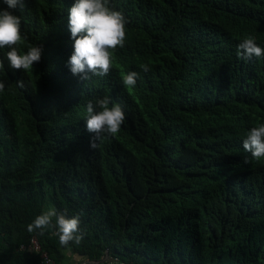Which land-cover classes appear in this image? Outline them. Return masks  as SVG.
Here are the masks:
<instances>
[{
    "label": "trees",
    "instance_id": "trees-1",
    "mask_svg": "<svg viewBox=\"0 0 264 264\" xmlns=\"http://www.w3.org/2000/svg\"><path fill=\"white\" fill-rule=\"evenodd\" d=\"M74 3L15 10L20 50L42 48L32 69L0 49V264H45L21 251L33 238L54 264H264V157L243 149L264 123V54H237L248 36L264 49V0H109L128 21L124 47L89 79L67 66ZM103 96L125 121L92 149L86 105ZM49 207L80 216L70 252L55 229L27 231Z\"/></svg>",
    "mask_w": 264,
    "mask_h": 264
},
{
    "label": "clouds",
    "instance_id": "clouds-1",
    "mask_svg": "<svg viewBox=\"0 0 264 264\" xmlns=\"http://www.w3.org/2000/svg\"><path fill=\"white\" fill-rule=\"evenodd\" d=\"M6 5V7H3ZM17 7L23 9V0H2L0 5V49L7 47L5 59L8 66L14 70L32 69L34 63L41 60L42 48L33 45L26 52L20 50L28 37L22 33V20L15 14ZM68 30L71 33L73 52L68 60L67 66L73 75L83 74V79L92 76L108 75L115 49L123 48L126 38V25L128 23L124 14L110 6L109 0H75L73 6L68 9ZM238 55L245 58L253 56L260 57L264 49L259 47L255 38L248 36L238 45ZM0 69H4V60L0 59ZM141 69L147 73L150 71L148 65H141ZM138 79V73L130 71L123 75L122 82L126 87H134ZM6 87L11 90L10 85L0 80V92ZM16 87L23 88V82H17ZM111 105V106H110ZM86 129L93 133L91 148L98 147V141L105 136H114L120 131L125 121V114L121 105L113 103L108 96L89 100L86 105ZM243 149L250 153L253 158L259 160L264 157V123L252 127L243 140ZM247 158L245 163H247ZM55 220V223H53ZM55 229V235L59 237L61 246L69 252L70 242L80 244L83 234L80 232V216L67 217L49 207L38 215L34 221L27 226V231L32 233L44 229ZM105 264H118L116 260L109 258Z\"/></svg>",
    "mask_w": 264,
    "mask_h": 264
},
{
    "label": "built area",
    "instance_id": "built-area-1",
    "mask_svg": "<svg viewBox=\"0 0 264 264\" xmlns=\"http://www.w3.org/2000/svg\"><path fill=\"white\" fill-rule=\"evenodd\" d=\"M21 251L37 252L40 253L41 260L45 264H54V261L50 258L47 252L43 251L41 245L36 238H33L31 244L28 246H22ZM85 264V263H83Z\"/></svg>",
    "mask_w": 264,
    "mask_h": 264
},
{
    "label": "crops",
    "instance_id": "crops-1",
    "mask_svg": "<svg viewBox=\"0 0 264 264\" xmlns=\"http://www.w3.org/2000/svg\"><path fill=\"white\" fill-rule=\"evenodd\" d=\"M81 264H83V263H81Z\"/></svg>",
    "mask_w": 264,
    "mask_h": 264
},
{
    "label": "rangeland",
    "instance_id": "rangeland-1",
    "mask_svg": "<svg viewBox=\"0 0 264 264\" xmlns=\"http://www.w3.org/2000/svg\"><path fill=\"white\" fill-rule=\"evenodd\" d=\"M75 263V262H74Z\"/></svg>",
    "mask_w": 264,
    "mask_h": 264
}]
</instances>
